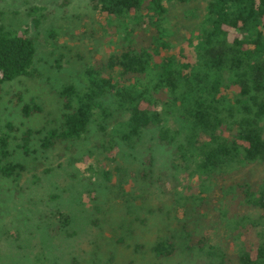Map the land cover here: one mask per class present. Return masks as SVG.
Instances as JSON below:
<instances>
[{
	"label": "rangeland",
	"instance_id": "374dc122",
	"mask_svg": "<svg viewBox=\"0 0 264 264\" xmlns=\"http://www.w3.org/2000/svg\"><path fill=\"white\" fill-rule=\"evenodd\" d=\"M206 2L167 4L172 44L161 56L183 52L191 58L189 43ZM97 3L0 0L1 28L29 37L34 45L31 75L0 84V264H194L186 232L231 251L224 217L219 220L211 207L217 193L207 194L210 202L199 207L196 191L175 188L172 148L158 144L156 129L146 130L133 148L107 146L94 124L85 141L40 146L62 112L56 89L68 82L79 85L84 68L117 49L114 25ZM29 103L40 112L23 115L21 108ZM125 116L114 111L108 123ZM163 122L177 128L171 118ZM148 154L149 168L143 162ZM14 165L12 175L2 173ZM142 170H149L151 179L138 188L135 175ZM122 172L132 174L128 183ZM121 178L124 188L118 185ZM54 212L68 216V224L60 227ZM246 213L260 215L253 209ZM159 239L173 243L171 256L153 255L151 246Z\"/></svg>",
	"mask_w": 264,
	"mask_h": 264
},
{
	"label": "trees",
	"instance_id": "16d2710c",
	"mask_svg": "<svg viewBox=\"0 0 264 264\" xmlns=\"http://www.w3.org/2000/svg\"><path fill=\"white\" fill-rule=\"evenodd\" d=\"M190 1L97 0L99 13L114 25L117 49L84 68L79 85L68 82L56 89L62 112L40 146L85 141L94 124L107 146L133 148L146 130L156 129L158 144L172 148L175 188L196 191L199 207L210 202L207 194L217 193L211 207L219 220L224 217L232 244L226 251L186 232L192 263L264 264V0H207L189 43L192 59L183 52L161 56L172 44L167 4ZM33 55L29 37L0 26V84L31 75ZM21 110L30 115L40 107L29 103ZM114 111L126 116L109 124ZM151 161L149 154L143 160L148 168ZM15 167L2 173L10 176ZM150 173L136 172L138 188L142 180L149 184ZM126 174L120 176L128 183L132 174ZM102 175L108 178V172ZM118 185L124 188L122 178ZM249 209L260 215L251 217ZM52 217L60 227L68 224V216L59 212ZM174 250L166 239L151 246L158 258Z\"/></svg>",
	"mask_w": 264,
	"mask_h": 264
}]
</instances>
